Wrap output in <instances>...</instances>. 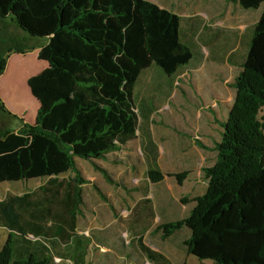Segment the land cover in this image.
Masks as SVG:
<instances>
[{
  "label": "trees",
  "instance_id": "16d2710c",
  "mask_svg": "<svg viewBox=\"0 0 264 264\" xmlns=\"http://www.w3.org/2000/svg\"><path fill=\"white\" fill-rule=\"evenodd\" d=\"M237 2L243 9L261 6L262 12L233 84L216 160L203 169L205 193L193 199L189 215L163 224L161 231L168 237L187 228L184 245L197 260L264 264V121L258 119L264 108V0ZM179 22L148 0H0V76L12 53L38 49L37 59L47 63L27 81L21 72L8 83L18 94L6 100L10 107L30 110L20 103L27 83L38 108L33 123L0 126V184L47 181L38 197L26 192L0 201V228L7 231L0 264H60L55 258L62 244H70V253L79 251L70 255L73 264H89L86 245L75 251V241L83 239L74 232V219L86 181L74 158L102 157L134 137L132 96L141 72L156 66L171 76L191 59ZM4 115L16 117L0 98V118ZM68 171L74 178L66 184L59 177ZM147 174L151 182L163 179L157 169ZM174 177L180 182L185 174Z\"/></svg>",
  "mask_w": 264,
  "mask_h": 264
},
{
  "label": "crops",
  "instance_id": "0c3cea01",
  "mask_svg": "<svg viewBox=\"0 0 264 264\" xmlns=\"http://www.w3.org/2000/svg\"><path fill=\"white\" fill-rule=\"evenodd\" d=\"M148 1L180 18V41L192 56L171 76L156 66L141 72L132 96L138 119L132 139L99 158H74L76 170L86 181L80 186L83 203L84 191L94 202V197L102 201L92 188L96 186L107 198L109 205L103 202L106 206L101 210L111 212L108 220L114 229L109 232L108 244L100 245L93 239L100 230L97 210L80 208L74 232L83 239L75 241V251L86 245L89 264H101V256L107 253L115 256L113 249L128 259L124 247L131 253L128 264H182L188 256L184 241L189 230L182 227L163 237L161 226L186 218L193 199L205 193L203 169L215 163V147L235 96L233 84L262 12L261 6L243 9L237 0ZM31 52L37 59L38 49ZM42 62L38 72L47 66ZM92 163L106 171L113 182ZM152 169L164 178L151 182L147 173ZM182 173L185 177L178 182L174 176ZM60 178L68 184L74 174L68 171ZM118 221L128 242L114 232ZM91 244L93 251L89 252ZM69 246L61 245L56 262L73 264L70 255L78 256L79 251L70 253ZM142 253L145 263L137 260Z\"/></svg>",
  "mask_w": 264,
  "mask_h": 264
},
{
  "label": "rangeland",
  "instance_id": "374dc122",
  "mask_svg": "<svg viewBox=\"0 0 264 264\" xmlns=\"http://www.w3.org/2000/svg\"><path fill=\"white\" fill-rule=\"evenodd\" d=\"M8 63H9V66H6L4 73L0 76V79L5 76L2 82L3 84H0V98L2 102L4 103L5 108L8 110V112L16 117H13L10 115L1 116L0 126L4 128L16 129L20 125V121H23L26 123H33L36 110L38 108V103L35 100V98H33L32 95L30 94L29 88L26 83L24 84V88H25V95L27 96V98L22 97L20 100V103L21 104L26 103L25 107L28 106L30 110H28L27 108H22V107L20 108L18 107L20 110H16V107L14 108L10 107L8 104V101L6 100L10 99L11 97H16L18 94L17 92L15 94V92L12 91L8 83L11 81L14 74H20L21 72L25 73V77L27 81V79L30 76L36 74L39 71L41 67L40 65H42L43 62L37 60L33 52H28L24 54H16V53L10 54L7 59V64ZM8 69H10L11 72H9V74L7 75ZM16 76L18 77V75ZM258 119L260 121H264V108H261L260 111L258 112ZM163 178H164V175H163ZM59 180H62V179L59 177ZM46 181H47L46 178H42V179H32L28 181H20V182H15V183H7V182L1 183L0 184V201L6 198L7 196L21 195L22 193H26V192H33L34 193L33 197L34 198L38 197L41 194L38 191V188L41 186H44L46 184ZM83 193H84L83 199L85 201L82 204L81 208L90 209L93 207L97 210L96 218L98 219L97 222H98V225L100 226V230L94 233L95 238L93 239H96V241L100 245H107L108 244L107 241L109 239V232H111V230H114L113 224H110L108 220L111 212L104 211L102 213L101 209H103V207L106 206L104 205V203L106 202L103 203V201H100L97 197H94L96 199V202H94L93 196L91 194L88 195L87 191H84ZM106 204L109 205L108 201ZM79 209L80 208H78L77 210ZM116 224L117 225H115L114 227L117 229L116 231H114L116 236L120 235L123 237L121 238L124 241L128 242L129 238L126 237V232L121 231V229H124L123 225L120 224V221H118ZM6 234H7V231L0 228V241L1 242H3V239H5ZM111 236L114 237L113 234ZM123 250H125V252L127 253L126 257L128 259L125 258V255L122 252H117V251L115 252V250L113 249L112 252L115 254V256H113V254L111 253H107L106 255L101 256V259H100L101 264H114V263L115 264H128L129 262L132 261V259H130L131 253L128 251L129 249L126 247H124ZM92 251H93V245L91 244L89 247V252H92ZM132 257H134L133 253H132ZM137 260L138 262L145 263L146 258H145L144 253H142L141 255H138ZM182 264H213V263L209 260H197L193 256L188 255L187 257L184 258Z\"/></svg>",
  "mask_w": 264,
  "mask_h": 264
}]
</instances>
